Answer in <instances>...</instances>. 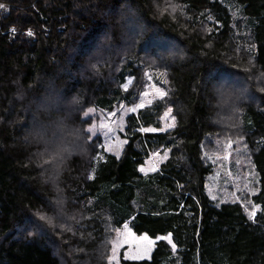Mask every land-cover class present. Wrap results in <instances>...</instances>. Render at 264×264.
I'll use <instances>...</instances> for the list:
<instances>
[{
  "label": "trees",
  "instance_id": "trees-1",
  "mask_svg": "<svg viewBox=\"0 0 264 264\" xmlns=\"http://www.w3.org/2000/svg\"><path fill=\"white\" fill-rule=\"evenodd\" d=\"M0 3V264H107L112 231L128 223L171 244L121 264H264V0ZM148 75L164 95L127 118L121 156L107 154L86 111L135 105ZM42 94L50 119L68 117L89 140L56 182L26 138ZM167 108L170 130L140 131L160 129ZM234 139L258 178L252 219L206 191L205 155ZM152 151L166 158L142 174Z\"/></svg>",
  "mask_w": 264,
  "mask_h": 264
},
{
  "label": "rangeland",
  "instance_id": "rangeland-1",
  "mask_svg": "<svg viewBox=\"0 0 264 264\" xmlns=\"http://www.w3.org/2000/svg\"><path fill=\"white\" fill-rule=\"evenodd\" d=\"M227 1V0H222ZM232 8L231 2H227ZM149 83L145 91L140 96L138 103L128 105L125 102H120L114 109L110 111L102 110L96 107L88 109L85 117H94L95 121L89 129L90 136L99 135L102 140V145L105 152L109 155L119 158L127 143L126 138V121L131 114H136L139 109H144L152 105L157 99L162 96L163 92L160 87V79L148 75ZM131 79H127L123 89H127ZM143 104V107H139ZM132 109H135L134 111ZM103 125V127H102ZM173 126V117L170 108H167L161 117V127L156 129L162 132L168 131ZM154 129V128H146ZM154 132V131H145ZM218 152L205 155V160L213 166V173L206 179V191L208 197L216 204L239 203L245 207L246 215L252 219L254 207L250 206L251 196L258 192V178L253 169L248 156V151L238 140H229L217 144ZM165 155H159L157 151L150 153V158L145 164L140 167L142 174L152 173L157 170L161 162L165 160ZM48 179V178H47ZM48 182L50 180L48 179ZM258 207H256L255 212ZM110 240V249L108 248L107 264H121V259L128 261L148 260L155 248V243L159 240H165L171 244L169 236L158 237L147 240L142 239L146 235H136L132 232L129 223L122 225L112 231Z\"/></svg>",
  "mask_w": 264,
  "mask_h": 264
},
{
  "label": "clouds",
  "instance_id": "clouds-1",
  "mask_svg": "<svg viewBox=\"0 0 264 264\" xmlns=\"http://www.w3.org/2000/svg\"><path fill=\"white\" fill-rule=\"evenodd\" d=\"M51 112L52 101L47 95L42 94L39 99H34L33 119L26 130V138L40 146L49 160L44 169L45 176L56 182L62 177L69 161L88 155L89 140L82 126L69 123L68 117L50 119Z\"/></svg>",
  "mask_w": 264,
  "mask_h": 264
},
{
  "label": "snow or ice",
  "instance_id": "snow-or-ice-1",
  "mask_svg": "<svg viewBox=\"0 0 264 264\" xmlns=\"http://www.w3.org/2000/svg\"><path fill=\"white\" fill-rule=\"evenodd\" d=\"M0 9H5V10H7L6 9V6L4 5V4H2V3H0ZM28 35L29 36H31L32 35V33L29 31L28 32ZM161 96H163L164 95V93L163 92H160L159 93ZM144 105L143 104H140L139 105V107H143ZM133 111L135 110V109H132ZM89 111H91V109L89 110ZM102 127H103V125H102ZM89 131H92V129H89ZM140 131H156V129H140ZM90 179H91V177H89ZM256 207H258V206H255L254 207V210H253V213H252V215H254L255 214V209H256ZM142 239H145V240H147L148 239V237L147 236H145V237H142Z\"/></svg>",
  "mask_w": 264,
  "mask_h": 264
},
{
  "label": "bare ground",
  "instance_id": "bare-ground-1",
  "mask_svg": "<svg viewBox=\"0 0 264 264\" xmlns=\"http://www.w3.org/2000/svg\"><path fill=\"white\" fill-rule=\"evenodd\" d=\"M70 182H71V181H70ZM69 185H70V184H69ZM71 185H72V184H71ZM74 185H75V183H74ZM74 185H72L71 187H73ZM75 187H77V188H78V186H75ZM73 188H74V187H73ZM77 188H76V189H77Z\"/></svg>",
  "mask_w": 264,
  "mask_h": 264
}]
</instances>
